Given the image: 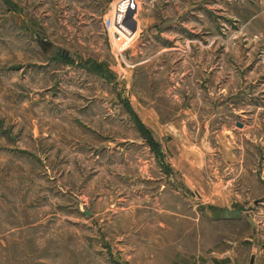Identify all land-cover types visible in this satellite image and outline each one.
Masks as SVG:
<instances>
[{
  "label": "rangeland",
  "instance_id": "rangeland-1",
  "mask_svg": "<svg viewBox=\"0 0 264 264\" xmlns=\"http://www.w3.org/2000/svg\"><path fill=\"white\" fill-rule=\"evenodd\" d=\"M262 53L264 0H0V264H264Z\"/></svg>",
  "mask_w": 264,
  "mask_h": 264
},
{
  "label": "water",
  "instance_id": "water-1",
  "mask_svg": "<svg viewBox=\"0 0 264 264\" xmlns=\"http://www.w3.org/2000/svg\"><path fill=\"white\" fill-rule=\"evenodd\" d=\"M45 46L49 47V43H44L42 42L41 43V47L44 48ZM219 212H221V217L222 218H240L241 216V213L244 212L247 216V219L249 221V223L251 225H254V223L252 222V219L251 217L248 216V211H249V208L246 207V206H243V205H234L232 208L230 209H227L226 207L224 208H219L217 209ZM84 215H88V211H84ZM249 263L252 264V257L250 258L249 260Z\"/></svg>",
  "mask_w": 264,
  "mask_h": 264
},
{
  "label": "built area",
  "instance_id": "built-area-1",
  "mask_svg": "<svg viewBox=\"0 0 264 264\" xmlns=\"http://www.w3.org/2000/svg\"><path fill=\"white\" fill-rule=\"evenodd\" d=\"M131 37H132V34L131 33H129V34H125L124 33L123 34V37H120L119 34H118L116 40L119 41V44L120 45H123V44L126 43V41L130 40ZM261 60L264 63V53H262V55H261Z\"/></svg>",
  "mask_w": 264,
  "mask_h": 264
},
{
  "label": "trees",
  "instance_id": "trees-1",
  "mask_svg": "<svg viewBox=\"0 0 264 264\" xmlns=\"http://www.w3.org/2000/svg\"><path fill=\"white\" fill-rule=\"evenodd\" d=\"M136 125H137V127H139V128L142 127L141 124H140L138 121L136 122ZM145 131H146V130H145ZM144 135L146 136L147 139L150 140L151 145L154 144V141L152 140V138H151V137H148L147 132L144 133Z\"/></svg>",
  "mask_w": 264,
  "mask_h": 264
},
{
  "label": "crops",
  "instance_id": "crops-1",
  "mask_svg": "<svg viewBox=\"0 0 264 264\" xmlns=\"http://www.w3.org/2000/svg\"><path fill=\"white\" fill-rule=\"evenodd\" d=\"M242 213H244V212H242ZM242 213H241V214H242ZM244 214H245V213H244ZM247 220H248V219H247ZM248 222H249V221H248ZM250 225H251V224H250ZM251 226H255V225H251ZM262 245H263V248H262V249H264V244H262Z\"/></svg>",
  "mask_w": 264,
  "mask_h": 264
}]
</instances>
